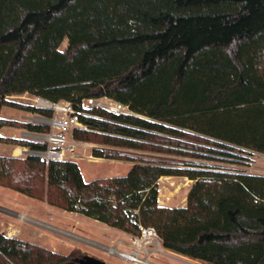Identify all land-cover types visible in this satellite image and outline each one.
Masks as SVG:
<instances>
[{
    "label": "trees",
    "instance_id": "16d2710c",
    "mask_svg": "<svg viewBox=\"0 0 264 264\" xmlns=\"http://www.w3.org/2000/svg\"><path fill=\"white\" fill-rule=\"evenodd\" d=\"M24 94L77 107L108 96L135 113L91 109L87 129L73 132L79 142L210 160L264 155V0H0V131L48 134L1 116L3 107L53 116L8 99ZM93 154L134 164L88 182L74 161L0 156V186L132 236L152 227L163 248L192 260L264 264V175ZM162 177L194 181L186 206L159 204ZM74 258L0 232V264Z\"/></svg>",
    "mask_w": 264,
    "mask_h": 264
},
{
    "label": "rangeland",
    "instance_id": "374dc122",
    "mask_svg": "<svg viewBox=\"0 0 264 264\" xmlns=\"http://www.w3.org/2000/svg\"><path fill=\"white\" fill-rule=\"evenodd\" d=\"M66 47L67 41L63 43L62 50H65ZM8 99L35 105L34 96L29 94L10 96ZM25 112L11 107H3L1 116L23 120ZM32 117L35 123H44L45 117L36 114H32ZM17 130L14 127L7 126L6 128L9 135ZM83 143L77 150V158L71 161L78 163L84 179L88 182L99 178L125 176L134 164L121 160L97 158L93 154V150L96 148L118 151L133 158L160 163L180 165L191 163L220 168L223 171L264 175V155L257 152L244 154L241 159L210 160L113 148L97 143ZM14 146L11 145V148H18ZM5 152V145L0 144V155L6 156ZM90 156H93L94 159H91ZM193 183L194 181L185 177H162L158 181L159 204L166 207L186 206L187 195ZM0 231L6 237L11 235L9 237L34 243L63 255L71 253L76 257L89 255L110 264H207L166 250L158 237L148 243L143 242L141 247L136 249L133 246L132 238L134 236L132 235L82 214L65 212L44 201L29 198L2 186H0ZM111 250H115L116 253H112ZM132 251L138 253L134 257L141 263L124 259L119 255V253H131Z\"/></svg>",
    "mask_w": 264,
    "mask_h": 264
},
{
    "label": "built area",
    "instance_id": "2783aa9c",
    "mask_svg": "<svg viewBox=\"0 0 264 264\" xmlns=\"http://www.w3.org/2000/svg\"><path fill=\"white\" fill-rule=\"evenodd\" d=\"M34 98L35 105L33 106L53 111L51 118L43 119V124L50 128V132L44 134L42 138L43 142L47 143V149L44 151H34L27 147H19L16 149V156L26 157L35 155L47 163L50 161H71L77 158V150L81 147V143L73 138V132L75 129H87L86 125L82 123L81 118L89 116L91 109L97 108L114 114L135 116V113L128 105L108 96L84 99L80 107L68 101L54 103L40 97ZM90 158L94 159L93 156H90ZM157 237V232L154 228H142L141 234L132 238L133 246L139 249L143 242L148 243ZM122 255H138V253L132 251L131 253H122Z\"/></svg>",
    "mask_w": 264,
    "mask_h": 264
},
{
    "label": "crops",
    "instance_id": "0c3cea01",
    "mask_svg": "<svg viewBox=\"0 0 264 264\" xmlns=\"http://www.w3.org/2000/svg\"><path fill=\"white\" fill-rule=\"evenodd\" d=\"M2 111V109H1ZM25 112V111H24ZM26 114L24 115L23 117V120H16L15 118L13 117H10V118H5V119H9V120H14V121H19V122H31V123H35L34 122V119L32 117V114L29 113V112H25ZM9 127V126H8ZM6 127H3L0 131V135L2 137H8V138H14V139H21V140H28V141H37V142H43V135L44 134H41V133H36V132H30L26 129H23V128H17V127H14L16 128L17 131H14L13 133H11L10 135L7 133L6 131ZM80 146H82L84 143L83 142H80ZM2 144V143H0ZM2 145H5L6 147V156H16V149L14 148H11V145L12 144H2ZM15 148L16 147H22V146H14ZM81 148V147H80ZM2 156V155H0ZM1 232V231H0ZM2 233V232H1ZM8 237L11 236V235H7ZM11 238H15V237H11Z\"/></svg>",
    "mask_w": 264,
    "mask_h": 264
},
{
    "label": "water",
    "instance_id": "95a60500",
    "mask_svg": "<svg viewBox=\"0 0 264 264\" xmlns=\"http://www.w3.org/2000/svg\"><path fill=\"white\" fill-rule=\"evenodd\" d=\"M69 264H110L106 263L103 260H100L96 257L84 255L82 257L77 258L75 261L70 262Z\"/></svg>",
    "mask_w": 264,
    "mask_h": 264
},
{
    "label": "bare ground",
    "instance_id": "6f19581e",
    "mask_svg": "<svg viewBox=\"0 0 264 264\" xmlns=\"http://www.w3.org/2000/svg\"><path fill=\"white\" fill-rule=\"evenodd\" d=\"M111 251H112V253H116L115 250H111ZM119 255H120L121 257L127 259V260H131V261H135V262H139V263H141V261H140V260H137V259L134 257V255L125 256V255H122V253H121V254L119 253Z\"/></svg>",
    "mask_w": 264,
    "mask_h": 264
},
{
    "label": "flooded vegetation",
    "instance_id": "af4514ba",
    "mask_svg": "<svg viewBox=\"0 0 264 264\" xmlns=\"http://www.w3.org/2000/svg\"><path fill=\"white\" fill-rule=\"evenodd\" d=\"M79 258V257H78ZM77 258H74L71 262L75 261Z\"/></svg>",
    "mask_w": 264,
    "mask_h": 264
}]
</instances>
